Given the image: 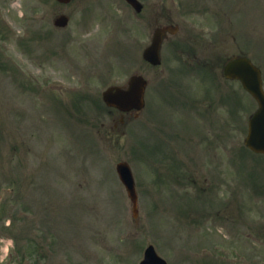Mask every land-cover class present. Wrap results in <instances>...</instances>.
<instances>
[{"label": "rangeland", "instance_id": "1", "mask_svg": "<svg viewBox=\"0 0 264 264\" xmlns=\"http://www.w3.org/2000/svg\"><path fill=\"white\" fill-rule=\"evenodd\" d=\"M5 1L10 0H0V21L17 33H0V264H139L151 244L169 264H264V236L257 229L264 224V196L256 186L264 172L256 173L257 158L242 152L246 119L233 123L230 142L218 143L221 170L204 144L200 164H192L188 152L181 160L163 139L165 122L158 121L167 119L181 130L180 114L187 111L179 108L192 93V99L217 101L231 87L194 74L153 71L146 76L152 84L149 112L120 125L102 103V92L137 69L125 49L119 57L107 45L112 35L118 44V36L128 42L118 16L125 12L129 20L127 8L95 6L103 22L87 24L81 0L67 6L56 0ZM216 6L226 12L227 29L212 39L233 53H248L264 71V0H216ZM60 13L73 19L58 30L53 20ZM114 20L120 25L110 24ZM197 113L184 128L198 138L204 106ZM146 129L162 136L156 147ZM123 160L137 183L136 219L116 172ZM186 162L182 186H167L163 177ZM231 202L223 218L211 216Z\"/></svg>", "mask_w": 264, "mask_h": 264}, {"label": "flooded vegetation", "instance_id": "2", "mask_svg": "<svg viewBox=\"0 0 264 264\" xmlns=\"http://www.w3.org/2000/svg\"><path fill=\"white\" fill-rule=\"evenodd\" d=\"M83 1L85 0H81L82 4ZM97 1L102 2V0ZM106 1L110 4H103V6H111V3L116 5L119 0ZM137 1L135 6L126 4V2L124 6L128 10L127 15L129 14L128 23L124 25L131 38L129 53L132 54L134 60L137 57L141 62L137 71L144 70L146 73H152L169 70V72H175L187 66L204 74L219 75L224 74L228 63L234 58L246 56L242 50L239 53H233L232 47L231 49L229 45L223 47L212 39L221 35L222 30L227 29L223 24L226 12L217 11L216 0ZM84 4L88 3L85 1ZM61 5L64 6V4ZM230 31L229 36L235 39L231 26ZM156 33H161L162 36L161 65L159 66L143 61L144 50L152 43ZM138 40L143 43L136 48ZM168 64L169 67H167ZM128 116L136 119L140 115L132 111ZM183 133L184 130H182V135ZM187 145L193 150L197 146L195 141H188Z\"/></svg>", "mask_w": 264, "mask_h": 264}, {"label": "water", "instance_id": "3", "mask_svg": "<svg viewBox=\"0 0 264 264\" xmlns=\"http://www.w3.org/2000/svg\"><path fill=\"white\" fill-rule=\"evenodd\" d=\"M156 58V56L151 57L153 62ZM227 71L229 77L240 79L244 87L251 92L261 104V111L250 122V133L246 143L253 150L264 152V91L262 89L261 72L246 58L232 63ZM144 86L145 82L141 78H133L127 90L119 88L109 89L104 93V99L109 106L118 107L124 111L136 107L141 109L144 106ZM117 170L134 203V211L137 214L138 197L130 166L128 163L122 162L118 165ZM142 264L167 263L158 257L154 248L151 246L146 251L145 260Z\"/></svg>", "mask_w": 264, "mask_h": 264}]
</instances>
